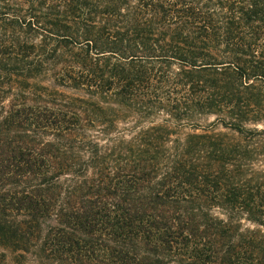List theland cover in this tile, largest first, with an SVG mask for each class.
<instances>
[{
    "label": "trees",
    "instance_id": "1",
    "mask_svg": "<svg viewBox=\"0 0 264 264\" xmlns=\"http://www.w3.org/2000/svg\"><path fill=\"white\" fill-rule=\"evenodd\" d=\"M264 0H0V264H264Z\"/></svg>",
    "mask_w": 264,
    "mask_h": 264
},
{
    "label": "rangeland",
    "instance_id": "2",
    "mask_svg": "<svg viewBox=\"0 0 264 264\" xmlns=\"http://www.w3.org/2000/svg\"><path fill=\"white\" fill-rule=\"evenodd\" d=\"M260 128H264V125H263V127L261 126Z\"/></svg>",
    "mask_w": 264,
    "mask_h": 264
}]
</instances>
